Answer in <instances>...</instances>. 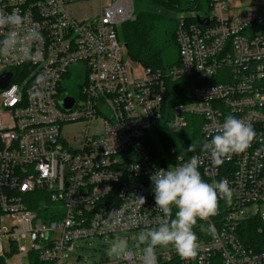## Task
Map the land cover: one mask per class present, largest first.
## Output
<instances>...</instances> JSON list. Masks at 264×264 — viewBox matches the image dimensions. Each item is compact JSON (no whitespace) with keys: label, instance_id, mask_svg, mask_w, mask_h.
Returning <instances> with one entry per match:
<instances>
[{"label":"built area","instance_id":"1","mask_svg":"<svg viewBox=\"0 0 264 264\" xmlns=\"http://www.w3.org/2000/svg\"><path fill=\"white\" fill-rule=\"evenodd\" d=\"M0 11H18L43 36L30 43V61L0 56V76L11 75L0 84L4 264H143L139 233L167 219L155 208L150 176L193 156L200 157L204 182L229 183L231 203L218 196L216 214L197 219L195 259H181L169 245L156 248V264H264V252L243 244L239 232L246 220L264 221V32L249 29L263 19L258 6L239 11L213 0L204 13L178 14V62L165 71L133 61L117 35L132 18L133 0H0ZM183 77L192 78L191 100L166 112L168 81ZM69 82L75 95L67 93ZM66 97L73 99L68 108ZM229 115L256 135L246 151L216 167L202 144ZM73 124L78 136L69 137L64 126ZM160 124L174 134L190 125L201 144L159 165L147 138ZM106 238L125 239L127 253L81 255L91 240Z\"/></svg>","mask_w":264,"mask_h":264},{"label":"clouds","instance_id":"2","mask_svg":"<svg viewBox=\"0 0 264 264\" xmlns=\"http://www.w3.org/2000/svg\"><path fill=\"white\" fill-rule=\"evenodd\" d=\"M26 18L18 11L6 14L0 11V32L6 30V35L0 38V56L7 57L11 53L25 61L34 57L33 42H42L43 36L35 27H26ZM43 77H37L40 85ZM256 133L250 124L231 115L227 116L219 126L217 133L206 139L202 151L207 154L212 164L220 167L232 154L246 151ZM193 150V146H189ZM200 157L193 156L187 163L174 167L160 169L150 176L153 185L155 208L163 213L165 219L156 228L142 231L137 239L145 245L142 251L143 264H156V248L174 247L183 260L195 259L198 254V239L193 231L197 219L204 220L214 216L218 208V196L231 203L233 191L226 180L204 182L199 171ZM141 205L144 198H137ZM173 208L176 209L173 218ZM115 224H121L117 216ZM128 250L125 239H117L107 250L108 255L121 259Z\"/></svg>","mask_w":264,"mask_h":264},{"label":"trees","instance_id":"3","mask_svg":"<svg viewBox=\"0 0 264 264\" xmlns=\"http://www.w3.org/2000/svg\"><path fill=\"white\" fill-rule=\"evenodd\" d=\"M212 2L213 0H133L132 18L121 24L117 35L125 44L127 54L133 61L144 68L168 70L178 62V46L175 39L177 15L204 13ZM163 10L173 14V17L164 15ZM254 28L264 32V16L260 22L249 27ZM191 79L183 77L168 81L171 90L166 92V112L169 105L191 100ZM183 92L186 95L182 96ZM196 140L201 144L199 133L190 125L186 130L174 134L165 124H160L148 136L147 146L157 164L164 165L168 156L194 151ZM190 145L193 150H189ZM239 229L243 244L256 252H264V221L249 219L243 222ZM0 264L4 263L0 260Z\"/></svg>","mask_w":264,"mask_h":264},{"label":"rangeland","instance_id":"4","mask_svg":"<svg viewBox=\"0 0 264 264\" xmlns=\"http://www.w3.org/2000/svg\"><path fill=\"white\" fill-rule=\"evenodd\" d=\"M226 2L230 7H235L239 9V11L240 10L243 11L248 6H252V5L258 6L261 12L264 13V0H226ZM163 14L166 15L167 17H173V14L168 13L164 10H163ZM67 93L73 95L76 94V88L74 82H69L67 84ZM78 129H79V125L77 124L64 126V130L67 131V136L69 137L78 136V132H79ZM182 153L185 154V152ZM174 156L175 155L168 156L166 158L171 159ZM91 241L92 244L86 245L85 247L86 249L81 251V255H83L88 259H94V260L106 257L108 255L107 250L111 247L113 242H115L110 240L109 238H106L105 241L99 239H93ZM22 245L25 246L26 248L30 247L29 243L26 240L22 241ZM23 264H27L26 259H24Z\"/></svg>","mask_w":264,"mask_h":264},{"label":"water","instance_id":"5","mask_svg":"<svg viewBox=\"0 0 264 264\" xmlns=\"http://www.w3.org/2000/svg\"><path fill=\"white\" fill-rule=\"evenodd\" d=\"M206 22L207 21H204V20L200 21L201 24H206ZM10 77H11L10 73H6L5 75H1L0 76V84H1V86H5L8 83V81L10 80ZM72 104H73V99L71 97H66L64 99V106L65 107L68 108Z\"/></svg>","mask_w":264,"mask_h":264}]
</instances>
